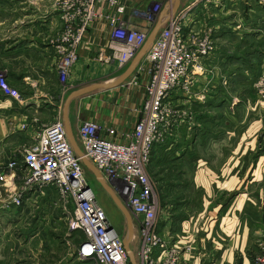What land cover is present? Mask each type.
<instances>
[{
    "label": "crops",
    "instance_id": "0c3cea01",
    "mask_svg": "<svg viewBox=\"0 0 264 264\" xmlns=\"http://www.w3.org/2000/svg\"><path fill=\"white\" fill-rule=\"evenodd\" d=\"M154 1L119 0L126 8L123 20L129 27L149 36L158 24L160 31L188 2L180 0L176 12L172 13V0H160L161 11L150 29L134 11H142ZM56 2L21 0L18 8L0 18V76L20 95V100L16 101L0 92V169L13 159L19 161L22 151L57 119L65 127L64 119L67 118L79 149L77 131L84 121L92 120L116 129L119 136L113 140L118 142H124L122 135L130 133L136 124L137 109L140 112L144 95L141 88L127 107L124 106V114L104 115L101 106L96 104V94L108 90L73 99L65 112L67 98L72 92L112 82L129 64L118 66L109 49L110 30L104 21L98 22L87 33L78 51V61L68 78L70 90L64 93L52 47V41L63 27ZM100 11H108L106 4ZM188 14L184 23L186 34L191 30L201 35L210 31L215 51L203 62L190 93L173 96L176 108L190 109L197 120L192 127H182V130L179 126L173 141L154 151L148 168L157 166L153 164L161 159L159 156L170 155L169 163L181 167L180 176L186 181L185 192L195 190V210L204 215L199 223H205L200 227L202 231L195 234L187 218L179 220V225L177 222L161 223L158 231L170 243L178 241L181 246L190 245L191 251L184 258L191 264H241L239 261H244V254L252 244L250 231L259 225L260 202L264 201V100L257 102L252 91L254 79L264 74V2L213 0L206 3L202 0ZM89 174L93 178L89 182L95 180L102 189ZM1 187L0 264H61L60 248L53 233L61 219L56 189L49 187L41 194L27 192L23 194L21 206L15 207L9 199L21 188V178L13 174ZM160 202L164 213L178 211H172L171 203ZM183 205L175 208L182 210L189 206L185 201ZM50 214L52 217H48ZM46 218H52L53 222ZM109 220L122 242L127 239L128 248L135 256L139 239L134 224L128 237L125 219V233L117 219L109 217ZM73 234V246L78 247L84 236L80 232ZM45 248L47 253H44ZM30 250L36 251L40 259L30 258ZM80 262L93 264L79 260L77 255L69 264Z\"/></svg>",
    "mask_w": 264,
    "mask_h": 264
},
{
    "label": "built area",
    "instance_id": "2783aa9c",
    "mask_svg": "<svg viewBox=\"0 0 264 264\" xmlns=\"http://www.w3.org/2000/svg\"><path fill=\"white\" fill-rule=\"evenodd\" d=\"M161 1L152 2L142 11H134V15L151 29L161 11ZM200 1L188 0L181 11L165 22L127 79L133 82L137 75L135 83L138 79L145 81V100L140 109L141 118L130 133L122 135L125 141L113 140L119 136L116 129L92 120L82 122L77 131L83 158L103 176L131 216L139 239L134 256L136 264H191L184 258L191 251L190 245L181 246L178 241L170 243L158 231L159 215L163 211L146 169L156 146L168 142L179 126L193 125L190 114L173 104V96L190 93L203 62L215 51L210 31L203 35L193 30L185 32L186 17ZM211 1L205 0L206 3ZM105 4L106 13L100 11ZM125 10L119 0L58 1V17L63 27L52 41V47L63 87H68L70 72L78 61V51L87 33L98 22L104 21L110 30L109 49L118 66L122 68L133 61L148 33L129 27L123 20ZM254 88L256 95L264 99V74ZM0 92L20 100L19 93L12 90L2 76ZM13 174L21 178V188L9 202L13 206H21L23 194L49 187L57 190L63 202L73 204L70 231L84 236L77 248L79 260L93 264H130L122 240L98 203L60 119L46 127L38 139L22 151L19 161L13 159L0 169V184L6 185L7 178ZM254 264H264V251L255 258Z\"/></svg>",
    "mask_w": 264,
    "mask_h": 264
},
{
    "label": "rangeland",
    "instance_id": "374dc122",
    "mask_svg": "<svg viewBox=\"0 0 264 264\" xmlns=\"http://www.w3.org/2000/svg\"><path fill=\"white\" fill-rule=\"evenodd\" d=\"M58 1L59 0H57L56 4L58 3ZM259 1L262 2V0H259ZM20 2H21V0H0V18H4L5 15L10 14L12 10H14L15 8H18L20 5L19 4ZM261 75H259L258 78L254 79L253 85H252L253 95L256 97L257 102L258 101L261 102V100H264L261 97L256 95L255 88H254L255 84L257 83V81L259 80ZM137 78H138V76L135 75L133 82H130V80L129 81L127 80L118 89L115 88L114 90H108L106 92L102 91V92H99L98 94H96V95H98V99H96L95 102H97L96 104H98V106H101V111L104 113V115L111 117L112 112H114L116 114H118V113L124 114V113H122V111L125 108L124 106L127 107L126 104H128L129 101H131L134 93L138 92V90L140 88L144 92L145 81H143V80L139 81V79H138V83L137 82L135 83ZM130 83H133V84H130ZM61 89L64 93H66V92H69L70 87H62ZM144 100H145V95H143V102H144ZM141 107H142V104H141ZM137 112H138L137 121H139V119L141 118V113L139 112V109H137ZM186 112L190 114V115L189 114L188 115L192 117L193 121L197 120L194 112H192L190 109L186 110ZM180 127L186 128V125L183 124V126H180ZM183 128H182V130H183ZM179 129L180 128H178L174 131V135L172 136V138H170L171 140L174 139V136L176 135V133L178 132ZM178 144H179V142H178ZM164 151L165 150H163L162 152H164ZM159 157L161 159L157 160L153 164V165H157V166H150L149 168H148L149 165L147 166L146 174H147L149 180L154 185L153 189H154V191L158 197L159 202L160 201L169 202L174 207L172 209V211L178 210L174 213H171L169 211V214L168 213L166 214V212L164 213V209L161 205V209L163 212L159 215V220H158L159 224L161 225V223H162L164 225L165 222H173V223L177 222L179 225V222H180L179 220L187 218V219H190V221L192 222L191 226L193 227V230L191 232H193V234H195L198 231L199 232L202 231V228H200V227L205 222H202V224H201V222L199 223V221L202 220L204 215H203V213H197L199 210H195V208H196L195 206L197 204L196 203V192H195V190L188 191V193L185 192L184 186H186L185 185L186 181L180 176L181 175V167L172 166L169 163L170 155L164 154V155H161ZM158 163L160 165H158ZM85 175H86L88 181L93 180V178H91L92 176L86 170H85ZM89 185H90L91 189L93 190L98 203L100 204V206L105 211L108 219H109V217H112L115 221L118 220L117 222L121 225L122 232L125 233V221L122 218L121 213L112 204L110 198L106 196L104 191L99 187V185L96 183L95 180L93 181V183L90 181ZM1 186L2 185L0 184V187ZM1 188H3V187H1ZM1 188H0V191H1ZM44 190H45V188L42 190L38 189L39 194L43 193L42 191H44ZM57 194H58V192H57ZM14 195H15V193L12 194V196L9 199V202L11 201V199L13 198ZM192 195H193V197H192ZM58 198L60 200V206H61V209H60L61 219L58 221L59 226H58V223L56 222L57 226L54 228L53 233L55 234L56 241H57L59 248H60L61 264H69L70 261H73V259H76L77 248H78V247L73 246L74 245V239L73 238H74L75 234H73V232L70 231V227H69L70 222H71V218L73 216L72 215L73 204L70 201H68L66 203L63 202L60 199L59 195H58ZM183 201H185V204H187L189 206L183 208L182 210L175 208L177 206L183 205ZM160 204H161V202H160ZM184 209H186V210H184ZM259 209H260L261 218H260L259 225L255 226L258 229L254 230L255 227H253L250 231V234L252 235V244L247 249V252L244 254V261H239V263H241V264H254L255 258H257L262 253V251H264V215H262V213H264V201L260 202ZM55 215H57V214L55 213ZM48 217H52L51 214ZM169 218H171V219H169ZM46 219L48 222H51V223L53 222L52 218H50V219L46 218ZM198 223H199V225H197ZM197 240H199V239H197ZM44 245H45V243H44ZM197 245L200 246L199 243ZM210 247H213V246L211 245ZM6 249H7V251L9 250V248H6ZM216 249H218V247ZM46 250H47V248H45L44 253H47ZM41 254H42V252H41ZM38 255L39 254L36 251L30 250V258H32L33 260L40 259V255L39 256ZM80 264H85V263L80 262ZM210 264H212V263H210Z\"/></svg>",
    "mask_w": 264,
    "mask_h": 264
},
{
    "label": "water",
    "instance_id": "95a60500",
    "mask_svg": "<svg viewBox=\"0 0 264 264\" xmlns=\"http://www.w3.org/2000/svg\"><path fill=\"white\" fill-rule=\"evenodd\" d=\"M172 2H173L172 13H175L176 9L178 8V6L180 4V0H172ZM159 29H160V24H158L155 27V29L152 31V33L147 37L146 42L144 43L141 50L138 52V54L133 59V61L129 64V66L124 71V73H122V75H120L117 79H115L109 83H99V84L90 85V86H87V87H84L82 89H79L77 91L72 92L67 98L66 105H65V112L67 113L70 102L75 98L87 95L89 93H92V92L98 91V90H112V89H115V88L123 85L125 83V81H127V79L134 73L138 64L141 62L143 57L146 55L148 49L150 48V46L152 45V43L156 37ZM64 123H65V128H66L67 139H68L75 155L81 160L84 168L87 169L95 177V179L100 184L102 189L108 194V196L110 197V199L112 200L114 205L117 207V209L123 215V217L127 223V234L129 237L131 235L132 230H133L132 219H131L130 214L125 209V207L123 206V204L120 201V199L118 198V196L105 183L101 174L95 169V167L89 161H87L85 158H83L81 150L78 148L74 138L72 137V134L70 132V129L68 126V121H67L66 117L64 119ZM122 243H123L124 249L127 253V256L129 258L130 264H136L135 259H134V255L132 254V252L128 248L127 239L123 240Z\"/></svg>",
    "mask_w": 264,
    "mask_h": 264
},
{
    "label": "trees",
    "instance_id": "16d2710c",
    "mask_svg": "<svg viewBox=\"0 0 264 264\" xmlns=\"http://www.w3.org/2000/svg\"><path fill=\"white\" fill-rule=\"evenodd\" d=\"M170 140H171V139H170ZM170 140H169V141H170ZM169 141H168V142H169ZM171 141H173V140H171ZM171 141H170V142H171ZM168 142H166V143H168ZM166 143H164V144H162V145H158V146H156V147L153 149L152 156H153V153H154V151H155L156 149H159L161 146H164ZM151 159H152V157H151ZM150 162H151V161H150Z\"/></svg>",
    "mask_w": 264,
    "mask_h": 264
},
{
    "label": "bare ground",
    "instance_id": "6f19581e",
    "mask_svg": "<svg viewBox=\"0 0 264 264\" xmlns=\"http://www.w3.org/2000/svg\"><path fill=\"white\" fill-rule=\"evenodd\" d=\"M183 126V125H182ZM66 131V130H65ZM77 141H78V138H77ZM78 144H79V142H78Z\"/></svg>",
    "mask_w": 264,
    "mask_h": 264
}]
</instances>
